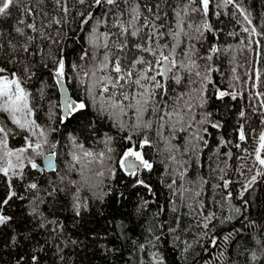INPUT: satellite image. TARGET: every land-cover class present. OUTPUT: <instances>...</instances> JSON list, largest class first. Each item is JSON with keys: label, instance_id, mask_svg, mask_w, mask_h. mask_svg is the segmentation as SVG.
<instances>
[{"label": "trees", "instance_id": "obj_1", "mask_svg": "<svg viewBox=\"0 0 264 264\" xmlns=\"http://www.w3.org/2000/svg\"><path fill=\"white\" fill-rule=\"evenodd\" d=\"M236 2L249 14L251 25L234 7L225 6L223 0H215L219 7L210 5L207 16L191 12L192 7H199L198 2L188 5L190 14L185 17L184 30L191 39L181 37L176 60H184L183 54L188 51L202 75L212 69L213 83L207 85L205 102L199 107L196 105L201 103L200 98L192 91L199 83H190L189 73L175 70L182 78L179 84L172 79L167 83L161 80L167 95L161 96L157 90V101H166L169 109L179 107L182 114L186 112L185 101L194 105L185 116L186 122L177 124L175 131L167 124L161 129L158 115L153 116L151 111L143 117L145 121L152 120L151 128H134L131 110L122 117L125 127L120 128L107 112L100 110L98 92L96 102L89 95L91 80L83 73L93 67V54L97 59L103 54V49L97 51L92 46L90 37L94 31L118 33V27H114L117 19L128 18L126 14L118 15L128 7L120 0L118 5H98L95 0H59V3L20 0L19 6L0 16V67L7 70L6 74L14 72L20 77L29 93L31 119L48 137L44 152L57 154L54 171L39 172L25 160L22 176L12 178V187L22 199L14 198L4 208V214L12 219L0 225V264H156L160 258L162 264H264V175L257 174L264 172V166L255 162L252 154L254 137L264 131V104H261L264 95H256L264 94V0ZM140 3L153 8L161 17L155 23L157 26L163 23V30H167L174 28V10L182 9L188 0H140ZM156 4L159 9L153 7ZM144 15L152 19L147 12ZM20 20L25 23L20 24ZM205 21L211 23L214 31L202 29L201 36L196 27ZM29 23L36 25L35 31L26 26ZM16 27L23 28V34L16 32ZM253 27L255 33L244 31ZM147 31L141 32V38ZM160 43L172 45L167 31ZM214 45L219 51L212 54ZM208 55H212V60L204 59ZM145 58L150 57L145 54ZM59 60L64 61L72 97L88 105L66 119L61 114L60 92L54 76ZM218 91L235 92L237 98L220 99ZM181 93L187 95L175 105ZM241 110L245 111L243 118L239 116ZM202 120L205 122L201 123ZM2 124L7 125L6 120ZM241 125L245 141L238 139ZM181 127L183 131L179 130ZM5 129L10 133L7 147H2L5 151L22 147L26 136L35 140L25 130ZM158 132L179 151H167L170 145ZM127 135H132V143L137 146L145 137L150 141L142 152L153 167L137 174L148 187L137 184V177L120 167L123 151L132 146L125 138ZM197 135L203 139H195ZM106 137H111L107 145ZM81 144L84 150L95 153L105 151L106 147L113 151L106 153L110 158L103 168L91 166L92 172L102 170L105 174L97 188L81 189L82 206L77 215L73 210L76 186L68 181L80 179L69 165L74 163L71 160L74 152L81 154L77 147ZM172 155L183 163L173 162ZM41 158L35 157L36 163ZM185 169L181 179L179 173ZM253 176L255 182L249 185ZM5 180L0 174V188L5 186ZM173 180L175 184L169 188ZM33 183L37 184L36 189L29 187ZM197 191L201 193L198 197L194 195ZM209 213L214 215L208 228H204L203 218ZM49 221H56L63 230L57 228L54 232L56 225ZM33 256L38 258L36 262Z\"/></svg>", "mask_w": 264, "mask_h": 264}, {"label": "snow or ice", "instance_id": "obj_2", "mask_svg": "<svg viewBox=\"0 0 264 264\" xmlns=\"http://www.w3.org/2000/svg\"><path fill=\"white\" fill-rule=\"evenodd\" d=\"M83 2V0H81ZM96 4L106 3L108 5H118V0H95ZM123 4L128 7L125 12L119 13V16L127 15V20L117 19L114 27H118V33L103 32L97 34L95 31L90 37V42L92 46L97 50L103 49V54L98 59L95 54H93V67L89 71L83 73L84 77L90 78L91 84L89 88V95L93 102L97 100V92L99 94L100 110L107 112L110 119L114 120L116 126L124 128L122 117L126 116L128 111L133 112L135 119L134 128H144L149 129L152 127V120L145 121L143 119L145 113L151 111L153 116L158 115L157 123L162 129L165 124L175 131L177 124H183L186 122L185 116L192 111L194 105L185 101L183 112L179 107H172L169 109L167 102H160L156 99L157 90H159L161 96L167 95V89L161 80L167 78L172 79L175 83L179 84L181 82V76L176 74L177 69L184 70L189 73V81L192 84L199 83V87L192 89L194 93H197L201 103L196 106L203 107L204 96L207 92V85L213 83L211 80L210 72L212 69H208L205 74H201L199 65L194 59L191 58V54L188 51L184 52V60H176V50L182 43L181 37H188V33L184 30L185 17L189 13L188 5L199 3V7H192L191 12H199L204 16H207L210 11V5H215V0H188L182 9L174 10L173 15L175 18L174 28L164 29L163 23L157 26L155 21L160 20L161 17L158 13L153 12V8L148 7L147 4L141 5L140 0H120ZM59 3V0H57ZM225 6L231 5L240 14L243 15L244 19L249 25L252 24L249 14L246 10L241 7L236 0H223ZM20 0H0V16H5L8 14L9 9L13 6H19ZM156 9H159V4L154 5ZM27 13H31L30 9H25ZM147 12L152 16L149 20L147 16L144 15ZM219 15V13H214ZM164 18L167 19V13H165ZM141 20L143 22H141ZM20 24H24V20L19 21ZM59 23V21H56ZM29 29L33 31L36 30V25L34 23H29L26 25ZM189 28L192 27L191 24L188 25ZM211 25L206 21L196 27V32L201 36L203 35V30H210ZM144 29H149V31L144 32V36L141 38V32ZM16 32L23 34V28L16 27ZM167 31V35L170 36L173 41L172 45L164 43L161 44L160 41L163 39ZM245 32L251 31L256 32L253 27L251 30L249 28H244ZM115 37V39H113ZM135 38V39H133ZM191 39V37H188ZM31 39V37L29 38ZM131 40V47H129V41ZM111 41V45H110ZM113 49H118V52H114ZM25 51L27 49L25 48ZM167 51V54H165ZM218 48L212 47L211 53H217ZM147 54L149 59L145 58ZM212 55L204 57L206 60H212ZM185 60L187 63H185ZM65 64L63 60L57 61V66L55 69L56 82L63 87V78L65 75ZM6 69L0 67V111L3 113H8L11 122L16 125L19 129L25 130L34 137L35 140L24 137V144L22 147L15 150H7L3 155H0V174L6 178L5 186L0 188V225L7 224L12 217L4 214V208L10 205V202L16 199H22L18 196L17 192L12 187V178L19 177L23 174V169L25 167L24 161L27 160L28 166L33 169L44 170H55V165L53 164V158L56 156L55 152H49L45 155L44 145L48 143V137L43 128L36 124L35 120L30 119L32 115V109L29 106V93L22 86V81L19 76L14 72L10 75L6 74ZM195 75L197 80L191 79V74ZM171 74V75H170ZM158 77L160 79H158ZM257 81L259 80V73L256 75ZM187 95L186 93H181L174 101L175 105H179L181 99ZM257 96L264 95L262 93H256ZM226 96H230L233 100L237 98V93L229 91H218V98L223 99ZM161 104L160 107L157 105ZM261 104H264V100H261ZM107 105V107H105ZM151 106V109L149 108ZM88 107L83 101L74 102L67 96L64 102V118L70 117L73 113L84 110ZM211 115L210 113L208 114ZM241 118L245 117V111L241 110L239 112ZM205 121H201L204 123ZM190 126V125H189ZM213 127L219 128L221 125L213 124ZM183 131V127L179 129ZM205 131H207L205 129ZM9 131L5 129L3 125H0V147H7V138L9 136ZM162 139L165 140L166 144L170 145L167 151L171 152L174 149L179 151L176 146L171 145V141L167 137H163L160 132L157 133ZM130 143H132V135H127L125 137ZM197 140H202L203 138L197 135L195 137ZM238 139L239 141H245L246 135L244 132V127L241 125L238 129ZM256 140V145L253 149V155L255 156V162L260 166H264V131H261L258 137H254ZM111 142V137H106L104 143L105 145ZM206 143V142H205ZM222 144L226 143L221 141ZM150 141L145 137L140 145L137 146L132 143V146L126 148L121 155L119 161L122 170L130 176L137 177L136 183L139 185H144V181L139 179L137 174L141 169L151 170L153 165L148 160L144 158L142 149L144 145H149ZM81 150V154L78 155L75 152L71 156V160L74 162L69 165L71 171L77 172L80 176L79 180H69L68 183L76 186V193L74 194L73 210L77 215L80 214L81 203L79 198V192L81 189L93 190L97 188L98 181L104 176V171L92 172L93 165H98L103 168L106 160L110 157L106 153H111L112 148L106 147L105 151H100L95 153L90 150H84L83 145H77ZM236 147H240L239 144ZM188 149H185L187 152ZM193 151L197 149L193 148ZM31 152V156H26V153ZM230 155V154H229ZM15 157V161H13ZM35 157H42V164H37ZM171 160L177 164H182V161H177L175 155L171 156ZM78 166V167H77ZM187 169L179 173L181 179L185 176ZM91 173V174H90ZM111 174V173H110ZM258 175H264V172H257ZM61 181H64V177H60ZM256 177L253 176L248 182L249 185L255 182ZM225 182V187H227ZM175 184L173 180L169 188H172ZM30 188L36 189L37 184L33 183L29 185ZM150 190V189H149ZM246 190V189H245ZM184 191H189L185 189ZM51 195V193H49ZM195 196H200V192H195ZM147 202H145L146 204ZM86 207V205H84ZM191 208L192 206L189 205ZM139 211V208L137 209ZM238 211V210H237ZM36 209L33 208V213ZM212 213L205 216L204 228H208L209 222L213 218ZM50 224L56 225L53 231L63 230L62 225H57L56 221H49ZM41 227H44L42 224ZM159 239V238H157ZM228 239V237H225ZM15 240V238H13ZM143 247V246H141ZM156 259L155 254L153 256ZM37 257L33 256L32 260L37 261ZM156 264H162V258L156 261Z\"/></svg>", "mask_w": 264, "mask_h": 264}, {"label": "water", "instance_id": "obj_3", "mask_svg": "<svg viewBox=\"0 0 264 264\" xmlns=\"http://www.w3.org/2000/svg\"><path fill=\"white\" fill-rule=\"evenodd\" d=\"M207 23H209L210 25H211V23L208 21ZM210 31L211 32H213L214 31V29H213V27L211 26V28H210ZM214 47H216V45H214ZM212 54H214V53H212ZM54 76H55V70H54ZM55 79H56V77H55ZM164 80V83H167V81H168V79L167 78H165V79H163ZM58 84V83H57ZM58 87H59V92H60V105H61V114H62V116L64 117V102H65V97L67 96L68 98H70L72 101H74V102H77L78 103V101L77 100H75L73 97H72V95H71V93H70V91H69V88H68V86H67V83H66V78H65V75H64V78H63V87L60 85V84H58ZM48 154V153H47ZM46 154V155H47ZM56 158H57V155L53 158V164L55 165V168L57 167V160H56ZM42 162H43V158H41V162H38L37 164H42ZM38 170V169H37ZM142 170V169H141ZM141 170L138 172V173H140L141 172ZM39 172H42L41 170H38ZM46 171H51V170H47L46 169Z\"/></svg>", "mask_w": 264, "mask_h": 264}, {"label": "rangeland", "instance_id": "obj_4", "mask_svg": "<svg viewBox=\"0 0 264 264\" xmlns=\"http://www.w3.org/2000/svg\"><path fill=\"white\" fill-rule=\"evenodd\" d=\"M92 64V63H91ZM193 76V80H197V78L195 77V75L193 74L192 75ZM1 118H3V119H1ZM30 119H31V116L29 117ZM4 120H6V122H7V125H3L2 124V122L4 121ZM0 125H3L4 127H7V128H18L16 125H14L12 122H11V119H10V116H9V114L8 113H3L2 111H0ZM28 135H30L31 136V134L28 132ZM9 150V149H8ZM12 150V149H11ZM2 152H3V154H4V152H6L5 150H4V148H2V147H0V155H3L2 154ZM56 153V152H55ZM47 154V153H46ZM45 154V155H46ZM57 155V154H56ZM56 160H57V158H56ZM13 161L14 162H16L15 161V157H13ZM25 163V162H24ZM38 163V162H37Z\"/></svg>", "mask_w": 264, "mask_h": 264}]
</instances>
